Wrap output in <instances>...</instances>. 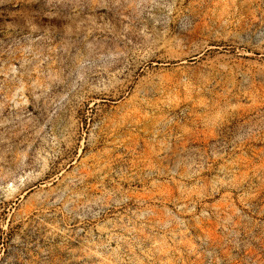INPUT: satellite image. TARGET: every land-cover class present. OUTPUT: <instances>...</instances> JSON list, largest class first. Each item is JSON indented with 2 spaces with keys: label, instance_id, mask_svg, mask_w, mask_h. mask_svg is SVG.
<instances>
[{
  "label": "rangeland",
  "instance_id": "1",
  "mask_svg": "<svg viewBox=\"0 0 264 264\" xmlns=\"http://www.w3.org/2000/svg\"><path fill=\"white\" fill-rule=\"evenodd\" d=\"M0 264H264V0H0Z\"/></svg>",
  "mask_w": 264,
  "mask_h": 264
}]
</instances>
